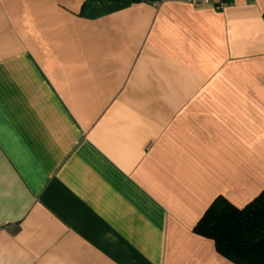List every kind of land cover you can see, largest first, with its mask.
Instances as JSON below:
<instances>
[{
  "label": "crops",
  "instance_id": "1",
  "mask_svg": "<svg viewBox=\"0 0 264 264\" xmlns=\"http://www.w3.org/2000/svg\"><path fill=\"white\" fill-rule=\"evenodd\" d=\"M264 0H0V264H233L194 232L264 189Z\"/></svg>",
  "mask_w": 264,
  "mask_h": 264
},
{
  "label": "trees",
  "instance_id": "2",
  "mask_svg": "<svg viewBox=\"0 0 264 264\" xmlns=\"http://www.w3.org/2000/svg\"><path fill=\"white\" fill-rule=\"evenodd\" d=\"M194 232L211 240L217 253L233 264H264V189L241 209L216 198Z\"/></svg>",
  "mask_w": 264,
  "mask_h": 264
},
{
  "label": "built area",
  "instance_id": "3",
  "mask_svg": "<svg viewBox=\"0 0 264 264\" xmlns=\"http://www.w3.org/2000/svg\"><path fill=\"white\" fill-rule=\"evenodd\" d=\"M165 0H148V2L154 6L158 7ZM186 4L193 7H203L209 6L216 10H220L225 6L226 0H184Z\"/></svg>",
  "mask_w": 264,
  "mask_h": 264
}]
</instances>
